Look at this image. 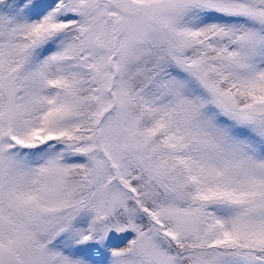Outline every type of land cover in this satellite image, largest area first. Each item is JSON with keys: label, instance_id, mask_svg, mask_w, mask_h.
I'll return each instance as SVG.
<instances>
[{"label": "snow or ice", "instance_id": "snow-or-ice-1", "mask_svg": "<svg viewBox=\"0 0 264 264\" xmlns=\"http://www.w3.org/2000/svg\"><path fill=\"white\" fill-rule=\"evenodd\" d=\"M0 264H264V0H0Z\"/></svg>", "mask_w": 264, "mask_h": 264}]
</instances>
